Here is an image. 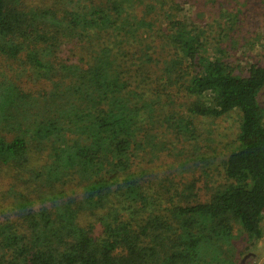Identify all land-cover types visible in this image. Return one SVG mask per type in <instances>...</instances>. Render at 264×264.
<instances>
[{"label": "trees", "instance_id": "obj_1", "mask_svg": "<svg viewBox=\"0 0 264 264\" xmlns=\"http://www.w3.org/2000/svg\"><path fill=\"white\" fill-rule=\"evenodd\" d=\"M141 2L0 0V173L11 184L0 264H234V227L260 238L264 67L237 74L207 58L172 16L155 31L135 13ZM157 49L160 96L174 87L192 101L181 132L192 138L195 118L240 115L222 183L206 202L189 183L178 196L192 201L170 210L136 165L156 138L140 77ZM23 77L39 90L23 91Z\"/></svg>", "mask_w": 264, "mask_h": 264}, {"label": "rangeland", "instance_id": "obj_2", "mask_svg": "<svg viewBox=\"0 0 264 264\" xmlns=\"http://www.w3.org/2000/svg\"><path fill=\"white\" fill-rule=\"evenodd\" d=\"M160 3H165L163 8ZM149 6L152 10L148 9ZM135 13L139 19L150 22L155 31L165 29L171 16L186 22L193 35L204 44V56L220 59L237 74H245L252 64L264 67V10L259 0H142ZM150 55V66L142 72L140 79L143 80V101L150 103L153 109L150 133L156 138L153 149L144 147L139 153L136 165L146 172L153 189L167 201H161V209L170 210L171 203L189 204L192 200L178 195L186 192L191 182L194 183L192 192L196 194L195 200L206 202L222 183V161L237 146L240 115L233 111L216 119L195 118V135L190 138L189 133L179 130V122L181 118L189 121L185 110L192 101L174 87L167 88L165 92L162 90L160 96L159 86L167 79H162L161 65L155 64L162 54L157 49ZM62 56H69V53L63 52ZM22 82L21 88L25 92L39 90V86L27 77H23ZM164 86L166 88V84ZM257 102L264 120V88L257 96ZM9 183V178L0 173V198L1 193L11 186ZM3 204L5 201L0 202V207ZM3 220L0 214V223ZM260 229V238L251 242L246 241L239 226L234 227L230 255L234 264H258L264 258V214Z\"/></svg>", "mask_w": 264, "mask_h": 264}, {"label": "water", "instance_id": "obj_3", "mask_svg": "<svg viewBox=\"0 0 264 264\" xmlns=\"http://www.w3.org/2000/svg\"><path fill=\"white\" fill-rule=\"evenodd\" d=\"M258 264H264V258H262V259L258 262Z\"/></svg>", "mask_w": 264, "mask_h": 264}]
</instances>
